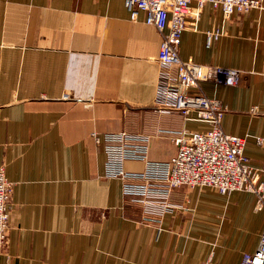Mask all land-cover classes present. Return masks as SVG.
<instances>
[{
  "label": "crops",
  "instance_id": "0c3cea01",
  "mask_svg": "<svg viewBox=\"0 0 264 264\" xmlns=\"http://www.w3.org/2000/svg\"><path fill=\"white\" fill-rule=\"evenodd\" d=\"M261 2V11L229 19L205 4L179 44L185 62L239 71L235 86L203 82L193 92L226 107L221 129L245 139L256 170L264 168L255 143L264 139ZM215 28L222 34L206 47ZM160 42L123 0H0V169L12 184L0 264H239L256 250L264 213L255 194L181 186L168 207H151L106 174L107 134L126 131L145 149L123 163L143 173L175 155L174 134L209 131L154 103Z\"/></svg>",
  "mask_w": 264,
  "mask_h": 264
},
{
  "label": "built area",
  "instance_id": "2783aa9c",
  "mask_svg": "<svg viewBox=\"0 0 264 264\" xmlns=\"http://www.w3.org/2000/svg\"><path fill=\"white\" fill-rule=\"evenodd\" d=\"M123 4L132 21H137L142 14L143 23L154 27L161 36L154 103L178 112L186 119L207 124L209 131L174 134L175 155L163 167H150L143 173H127L123 163L142 159L145 149L134 145L126 131L107 134L103 138L107 176L123 181L126 197L151 207H168L166 199L170 191L181 186L211 187L221 195L234 191L251 192L257 197L258 209L264 213V168L256 170L250 166L243 154L245 139L222 131L220 124L226 107L216 99L193 92L203 82L235 86L240 80L239 71L185 62L179 57L181 34L188 27L195 29L205 4L220 9L223 18L229 19L235 12L261 11V0H123ZM221 34L217 28L206 31V47ZM250 112L260 114L256 107ZM255 143L264 147L263 138H256ZM11 191L12 184L0 169V256L7 242ZM201 264L217 263L209 258ZM239 264H264V229L256 250L244 253Z\"/></svg>",
  "mask_w": 264,
  "mask_h": 264
}]
</instances>
